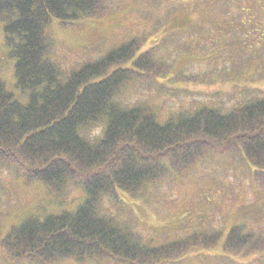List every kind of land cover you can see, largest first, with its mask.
Masks as SVG:
<instances>
[{"label": "trees", "instance_id": "trees-1", "mask_svg": "<svg viewBox=\"0 0 264 264\" xmlns=\"http://www.w3.org/2000/svg\"><path fill=\"white\" fill-rule=\"evenodd\" d=\"M105 2L0 0L18 87L17 93L9 91L0 76V168H14L27 184L40 183L55 193L68 181H80L88 194L75 211L31 215L13 226L2 248L15 263L51 264L68 257L169 263L188 249L211 246L220 232H195L151 247L100 211L104 195L136 192L219 150L242 152L258 167V176L264 174V96L225 112L206 105L182 109L161 122L146 103L120 101L132 82H149L169 71L153 47L140 53V38L68 74L50 58L46 29L52 19L69 25L103 13ZM95 127L100 132L91 134ZM225 247L258 260L264 237L234 226Z\"/></svg>", "mask_w": 264, "mask_h": 264}, {"label": "rangeland", "instance_id": "rangeland-1", "mask_svg": "<svg viewBox=\"0 0 264 264\" xmlns=\"http://www.w3.org/2000/svg\"><path fill=\"white\" fill-rule=\"evenodd\" d=\"M105 11L73 23L53 18L46 29L50 58L65 74L99 59L133 38L140 53L153 47L169 69L165 77L132 82L121 94L124 105L146 103L159 121L182 109L202 105L222 112L264 96V0H106ZM0 18V76L18 92L16 58ZM26 102L25 99L21 100ZM98 134L100 127L91 128ZM242 152L206 154L182 172H170L136 192L118 189L104 195L103 214L144 244L159 247L195 232H220L211 247L188 249L166 264H264V256L240 254L225 247L234 226L264 237V174ZM63 192L40 183L27 184L14 168H0V264L6 258L2 239L31 215L75 211L88 194L80 181ZM106 259L81 262L66 258L51 264H116Z\"/></svg>", "mask_w": 264, "mask_h": 264}]
</instances>
